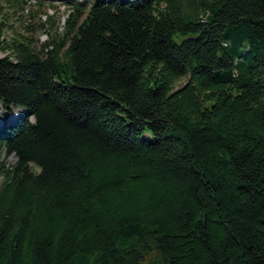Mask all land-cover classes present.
<instances>
[{"label": "trees", "instance_id": "trees-1", "mask_svg": "<svg viewBox=\"0 0 264 264\" xmlns=\"http://www.w3.org/2000/svg\"><path fill=\"white\" fill-rule=\"evenodd\" d=\"M66 2L0 28V264H264V0Z\"/></svg>", "mask_w": 264, "mask_h": 264}, {"label": "rangeland", "instance_id": "rangeland-1", "mask_svg": "<svg viewBox=\"0 0 264 264\" xmlns=\"http://www.w3.org/2000/svg\"><path fill=\"white\" fill-rule=\"evenodd\" d=\"M67 0H51L43 7L38 6L37 0H0V28L3 31V38L7 41L13 37L27 36L34 40V46L39 50L53 34L51 29L63 24L69 13ZM50 17L49 21L48 18ZM44 24V25H43ZM48 29V30H47ZM61 27L58 28L60 30ZM9 53L7 50H0V56ZM187 76L176 80L174 86L178 88L185 83ZM20 108H4L0 102V123L3 118L11 120L17 116ZM8 164L15 162V156L6 158Z\"/></svg>", "mask_w": 264, "mask_h": 264}]
</instances>
